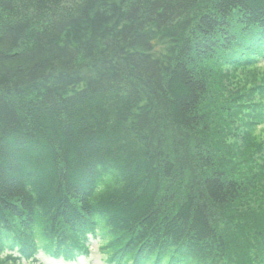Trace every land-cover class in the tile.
I'll use <instances>...</instances> for the list:
<instances>
[{"label":"trees","instance_id":"16d2710c","mask_svg":"<svg viewBox=\"0 0 264 264\" xmlns=\"http://www.w3.org/2000/svg\"><path fill=\"white\" fill-rule=\"evenodd\" d=\"M264 0H0V264H264Z\"/></svg>","mask_w":264,"mask_h":264},{"label":"rangeland","instance_id":"374dc122","mask_svg":"<svg viewBox=\"0 0 264 264\" xmlns=\"http://www.w3.org/2000/svg\"><path fill=\"white\" fill-rule=\"evenodd\" d=\"M262 63L264 64V60ZM100 244L97 238L92 239L90 241V253L87 256H81L77 263L71 264H108L105 255L100 250ZM38 257L42 264H69L61 260H55L43 253H39Z\"/></svg>","mask_w":264,"mask_h":264}]
</instances>
